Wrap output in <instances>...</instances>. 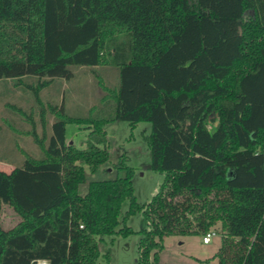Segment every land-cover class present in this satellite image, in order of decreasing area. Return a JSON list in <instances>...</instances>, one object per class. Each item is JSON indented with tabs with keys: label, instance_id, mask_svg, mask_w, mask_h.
I'll return each mask as SVG.
<instances>
[{
	"label": "trees",
	"instance_id": "16d2710c",
	"mask_svg": "<svg viewBox=\"0 0 264 264\" xmlns=\"http://www.w3.org/2000/svg\"><path fill=\"white\" fill-rule=\"evenodd\" d=\"M77 67L107 78L105 104L75 116L40 102L41 154L0 170V213L5 201L21 217L0 222V264H97L99 241L134 233L137 212L149 224L140 264L158 263L167 236L219 225L218 264H264V0H0V80L42 88ZM114 120L151 124L143 166L165 178L146 203L125 163L80 192L86 169L110 159ZM73 122L88 124L82 148L67 140Z\"/></svg>",
	"mask_w": 264,
	"mask_h": 264
},
{
	"label": "rangeland",
	"instance_id": "374dc122",
	"mask_svg": "<svg viewBox=\"0 0 264 264\" xmlns=\"http://www.w3.org/2000/svg\"><path fill=\"white\" fill-rule=\"evenodd\" d=\"M75 72L70 79L55 78L42 88L38 87L39 77L37 76L25 77L20 82L13 78L0 80V127H2L0 129V157L11 160L21 158L22 160L24 154L16 156L14 152L16 142L34 156L41 154V147L33 131L36 129L41 138L43 133L39 124L32 122V117H35L34 114L39 111L38 101L45 105L59 103L57 102L59 89L64 88V99L59 106L63 105L65 111L71 115L89 116L91 107L105 104L101 98L105 91L100 82L102 80L103 83L106 82L107 78L98 72V68L77 67ZM35 125H37L36 128ZM87 125L73 122L66 126V136L80 148L85 146L88 138L89 127ZM10 127L13 129L11 130ZM105 129L110 159L94 172L86 169V181L80 185V192L85 194L89 183L93 180L124 176L126 169L120 168L119 165L125 163L134 168L133 184L138 201L140 203L150 201L165 178L164 173L143 166L151 161L150 147L145 139V134L151 130V124L140 122L132 127L128 121L114 120L108 122ZM128 206L129 203L126 201L123 205V213ZM0 214L1 225L5 229L14 227L21 219L9 203L1 204ZM123 223L122 221L121 225ZM126 224L131 226L135 232L128 236L105 235L99 241L101 255L97 264H108L107 254L110 255L111 264H140V242L144 236L143 230L149 228L148 220L142 212H137L127 219ZM214 230L216 234L209 243L203 242L202 234L167 236L157 264H218V259L214 258V255L222 243L220 225ZM47 263L40 261V264Z\"/></svg>",
	"mask_w": 264,
	"mask_h": 264
},
{
	"label": "crops",
	"instance_id": "0c3cea01",
	"mask_svg": "<svg viewBox=\"0 0 264 264\" xmlns=\"http://www.w3.org/2000/svg\"><path fill=\"white\" fill-rule=\"evenodd\" d=\"M64 85H65V83H64ZM63 90H64V88L58 90V94H59V98L57 99V102H59L58 105L64 99ZM38 102L40 103V101H38ZM48 105L49 104L47 103L45 105V107H48ZM38 106H40V104ZM39 114H40V110L38 111V113H35L34 114L35 117H33V120L35 121V124H37V125L39 124L40 129H41V131L43 133L44 132L43 123H42V120H41V116H39ZM46 117H47V122H46V129H45V131H47V136H49L51 134V127H52V124L54 122V114H50V115L47 114ZM8 123H9V121H8ZM10 123H12V122L10 121ZM37 125H35V128H36ZM0 129H2V127H0ZM10 129L12 130L13 127H10ZM34 131H36V133H38V131L36 129H34ZM67 140L68 141H71L69 137H67ZM5 146L6 145H4V147ZM14 148H16V150H14L16 156H17V154H19L20 156H22L24 147H22L20 144H18L16 142V143H14ZM3 151H5V150H3ZM17 162H21V158H20V160L19 159H17V160L16 159H14V160L12 159L11 160V159H7L5 157H0V170L6 171V172H11L16 167ZM3 203H7V202L4 201Z\"/></svg>",
	"mask_w": 264,
	"mask_h": 264
},
{
	"label": "built area",
	"instance_id": "2783aa9c",
	"mask_svg": "<svg viewBox=\"0 0 264 264\" xmlns=\"http://www.w3.org/2000/svg\"><path fill=\"white\" fill-rule=\"evenodd\" d=\"M216 234V231L214 229H211L209 231H207L204 235H203V242L204 243H209L211 241V238ZM40 261H46L48 262L47 260H39V264H40ZM48 264V263H47Z\"/></svg>",
	"mask_w": 264,
	"mask_h": 264
}]
</instances>
